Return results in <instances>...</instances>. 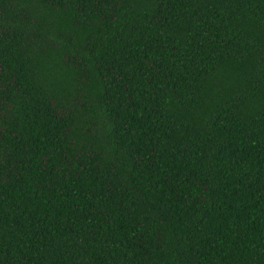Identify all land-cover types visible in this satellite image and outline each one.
Listing matches in <instances>:
<instances>
[{
    "label": "trees",
    "instance_id": "trees-1",
    "mask_svg": "<svg viewBox=\"0 0 264 264\" xmlns=\"http://www.w3.org/2000/svg\"><path fill=\"white\" fill-rule=\"evenodd\" d=\"M0 264H264V0H0Z\"/></svg>",
    "mask_w": 264,
    "mask_h": 264
}]
</instances>
